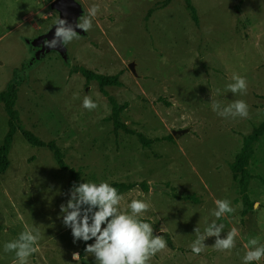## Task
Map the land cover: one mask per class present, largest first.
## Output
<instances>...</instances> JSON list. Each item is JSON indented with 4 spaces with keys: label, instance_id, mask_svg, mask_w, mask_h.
Listing matches in <instances>:
<instances>
[{
    "label": "rangeland",
    "instance_id": "obj_1",
    "mask_svg": "<svg viewBox=\"0 0 264 264\" xmlns=\"http://www.w3.org/2000/svg\"><path fill=\"white\" fill-rule=\"evenodd\" d=\"M51 1L0 0V92L16 88L19 128L54 141L65 164L86 182L146 184L147 191L137 186L122 194L120 207L132 199L151 203L142 219L164 236L167 248L150 264H243L247 240L264 243V135L248 164L253 210L243 216L238 208L219 220L212 213L216 199L241 203L232 163L264 121V0H189L196 19L185 0H75L82 8L78 22L99 6L92 29L63 46V55L52 50L36 58L40 47L31 41L58 17ZM79 68L117 77L119 86L105 90L127 104L119 116L127 129L171 140L143 148L136 136L115 134L107 98ZM233 73L247 78L246 95L226 91ZM85 95L96 109L82 107ZM237 99L249 105V118L226 119L212 110L213 101L226 106ZM6 132L0 103V145ZM8 158L0 174V264H16L4 245L32 227L42 238L28 264H80L72 253H80L83 241L73 242L60 212L69 199L68 173L50 150L30 145L19 132ZM213 220L224 225L222 237L239 230L236 247L216 251L215 237H208L205 250L194 254V228L203 233ZM84 257L96 264L94 256Z\"/></svg>",
    "mask_w": 264,
    "mask_h": 264
},
{
    "label": "clouds",
    "instance_id": "obj_2",
    "mask_svg": "<svg viewBox=\"0 0 264 264\" xmlns=\"http://www.w3.org/2000/svg\"><path fill=\"white\" fill-rule=\"evenodd\" d=\"M98 12L99 6L93 4L87 14L75 24L58 16L53 21L54 36L51 40L45 39L43 46L56 49L80 39L77 29L90 31ZM231 79L233 82L226 85V91L246 95L247 78L233 73ZM82 107L92 111L98 105L90 96L85 95ZM211 107L217 115L226 119L249 118V105L243 99L234 100L226 106L213 101ZM123 199L117 188L107 181H88L73 185L66 204L60 205L62 222L71 229L73 242L94 240L93 243H85L84 252L94 256L96 264H150L157 253L167 248L164 236L154 235L152 224L142 219L151 209V203L144 199H132L126 208L121 209ZM214 203L215 210L212 214L216 220L243 208L242 202L233 207L228 199H216ZM216 220L207 224L203 233L198 227L194 228L196 239L191 244L194 254L199 255L205 250L207 246L204 241L208 237H215L212 248L216 251H231L236 247L239 230L233 227L222 237L224 225L217 224ZM41 238L38 228H26L16 239L5 243L4 251L15 254L16 264H28V258L37 251ZM244 247L247 251L242 257L243 264H264V243L260 242L259 237H250ZM80 256L79 252H73L72 260L79 261Z\"/></svg>",
    "mask_w": 264,
    "mask_h": 264
},
{
    "label": "trees",
    "instance_id": "obj_3",
    "mask_svg": "<svg viewBox=\"0 0 264 264\" xmlns=\"http://www.w3.org/2000/svg\"><path fill=\"white\" fill-rule=\"evenodd\" d=\"M186 6L190 10L192 17L196 19L195 9L189 2L185 0ZM79 73L86 81H95L99 86L100 93L107 98L111 106V121L113 126V132L116 134L119 130H122L126 134L136 136L137 141L140 143L141 147L149 148L154 142H159L163 140H171L170 136L165 138H156L153 140L145 138L141 133L129 130L125 125L120 121V114L126 108L127 104H118L115 98L109 96L105 90L106 86H119L117 77L115 76H104L101 74H96L94 72L88 71L84 68L78 69ZM16 98V88L13 85H8L5 90L0 92V103H3L5 113L7 115V132L5 133L2 143L0 145V174H3L9 167V153L11 150V145L14 140V136L17 132L32 146L38 148H47L52 152L53 159L60 171L68 173L69 181L67 188L70 190L73 185L79 184L81 182H86L80 178L79 172L74 169L69 168L62 157L61 150L56 145L54 141L43 142L39 140L33 133L19 128L17 125L18 122V113L14 109ZM264 135V121L254 127L251 133L246 137L243 142L242 147L239 152L235 155L232 169L234 177L238 179L239 193L241 197V202L243 203V208L241 214L244 216L250 213L253 210L254 203L250 200L248 188L250 185L253 176L248 171L249 160L253 154L254 146L259 142L260 138ZM113 187L117 188L118 192L122 195L135 187H140L143 191H147L148 188L144 183H123V182H113L110 183ZM144 222L150 223L149 220L143 219ZM85 243L83 242L80 249V264H87L85 260Z\"/></svg>",
    "mask_w": 264,
    "mask_h": 264
},
{
    "label": "water",
    "instance_id": "obj_4",
    "mask_svg": "<svg viewBox=\"0 0 264 264\" xmlns=\"http://www.w3.org/2000/svg\"><path fill=\"white\" fill-rule=\"evenodd\" d=\"M49 8L53 11H56L58 13V16L61 18L66 19L69 23L75 24L78 22V18L82 13V8L80 4H78L75 0H52L49 4ZM55 26H53L48 32L45 34L39 36L38 38L31 41V45L33 47H40V50L36 53V58L40 57L41 55L49 52V51H57L60 54H64L65 49L63 46L58 47L56 49H49L47 47H44L42 42L45 39L51 40L54 36ZM79 34H82V30L77 29ZM130 70L134 73V69L132 64L130 65ZM184 131L180 130L175 132V135L183 134Z\"/></svg>",
    "mask_w": 264,
    "mask_h": 264
}]
</instances>
